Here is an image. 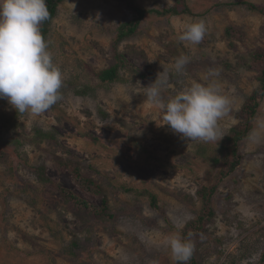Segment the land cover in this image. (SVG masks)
I'll use <instances>...</instances> for the list:
<instances>
[{
	"label": "rangeland",
	"instance_id": "1",
	"mask_svg": "<svg viewBox=\"0 0 264 264\" xmlns=\"http://www.w3.org/2000/svg\"><path fill=\"white\" fill-rule=\"evenodd\" d=\"M129 2L162 9L174 0ZM181 3L189 14L147 13L115 48L116 26L132 18L124 1L58 4L44 40L62 73L61 98L39 115L16 112L0 99V264H176L167 239L182 237L199 213L196 191L220 167L211 158L219 156L221 140L181 138L159 125L162 115L136 92L163 68L169 69L165 99L206 84L203 77L216 69L232 101L218 121L226 135L258 84L249 54L264 48V14L247 5L264 9V0ZM200 20L207 31L199 44L178 41L187 23ZM115 50L126 63L117 67L116 80L101 83L96 74L116 62ZM181 55L189 63L177 74L172 65ZM252 123L238 143L239 164L212 197L213 215L191 238L199 264H264V93ZM65 162L95 180L101 193L86 191ZM61 189L96 208L106 197L113 217H95Z\"/></svg>",
	"mask_w": 264,
	"mask_h": 264
},
{
	"label": "clouds",
	"instance_id": "2",
	"mask_svg": "<svg viewBox=\"0 0 264 264\" xmlns=\"http://www.w3.org/2000/svg\"><path fill=\"white\" fill-rule=\"evenodd\" d=\"M48 18L45 0H0V99L22 114L39 115L61 98L62 73L40 31ZM206 31L203 20L193 21L184 26L177 39L197 45ZM188 63L189 58L181 55L172 69L182 74ZM218 76V70L209 69L203 77L206 84L195 82L165 99L162 93L169 83V69L163 68L142 92L136 93L146 97L158 117L162 115L160 126L167 125L185 140L217 143L225 136L218 121L232 108ZM167 245L172 258L184 264L194 252L193 242L178 233L168 237Z\"/></svg>",
	"mask_w": 264,
	"mask_h": 264
},
{
	"label": "trees",
	"instance_id": "3",
	"mask_svg": "<svg viewBox=\"0 0 264 264\" xmlns=\"http://www.w3.org/2000/svg\"><path fill=\"white\" fill-rule=\"evenodd\" d=\"M63 0H45L46 7L49 12V18L44 21L40 25V31L43 38L46 35L48 24L50 20L55 16L57 6ZM124 1L132 11V18L129 21L119 23L115 28V40L114 48L116 45L123 39L129 37V35L133 34L139 25L141 19L147 13H155L157 15H179V14H189L190 10L188 7L181 3V0H174L173 4L162 8H145L138 5H135L129 0H118ZM226 3V2H224ZM179 5L182 8H179ZM249 9L256 10L264 14V9L260 8L252 3H247ZM116 62L113 65L103 68L99 72H97L96 76L100 80L101 83L113 82L118 78L117 67L119 65H124L126 62L121 58L116 50L113 53ZM249 66L252 67L256 73L257 86L254 90L244 99L240 108L237 111L238 122L232 125L227 134L221 139L219 143L216 145V150L218 152V157L211 158L212 163L220 164L218 171L216 172L213 181L210 184L201 185L196 193L201 201V208L197 216L189 221L184 228L181 230V235L183 239L191 240V238L198 233H201L206 224V219L208 216L213 215V208L211 206V200L214 193L217 190L220 182L229 175L239 164L240 162V154L238 152V143L246 138L253 127L252 119L257 114L259 103L263 97L264 93V48H258L252 51L249 54ZM141 77H143V73H140ZM64 166V168L68 169L72 176L76 181L80 183V185L88 192L93 194L101 193V187L98 183L91 179L88 175L84 174L81 170L78 169L77 166L72 165L69 162L60 163ZM41 169H43L41 167ZM124 187V186H123ZM125 191H130L128 188H123ZM62 196L67 200L75 204L77 207H86L90 213H92L95 217L98 218H111L113 214L108 210V201L106 197H102L101 207L96 208L89 204L87 201L80 198L74 192H70L67 189H61ZM151 196V203L155 206V200ZM264 255L261 256L260 260H263ZM176 264H184V262H177ZM187 264H199L195 259L194 255L187 261Z\"/></svg>",
	"mask_w": 264,
	"mask_h": 264
}]
</instances>
